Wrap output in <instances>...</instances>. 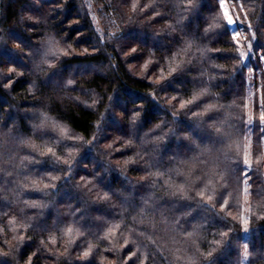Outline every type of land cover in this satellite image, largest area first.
<instances>
[{
  "label": "trees",
  "instance_id": "obj_1",
  "mask_svg": "<svg viewBox=\"0 0 264 264\" xmlns=\"http://www.w3.org/2000/svg\"><path fill=\"white\" fill-rule=\"evenodd\" d=\"M95 1L119 32L86 0H0V264H264V0H235L247 58L219 0Z\"/></svg>",
  "mask_w": 264,
  "mask_h": 264
},
{
  "label": "rangeland",
  "instance_id": "obj_2",
  "mask_svg": "<svg viewBox=\"0 0 264 264\" xmlns=\"http://www.w3.org/2000/svg\"><path fill=\"white\" fill-rule=\"evenodd\" d=\"M87 1V5L89 8V12L94 20V24L95 27L97 29V31L103 35L104 37H106V35L109 34H115L117 32H119V27H120V19L117 17L116 14H114L112 12V10L110 11V8L108 7V4L105 3H100V2H96L95 0H86ZM108 3H110L108 1ZM219 4L221 6L222 14L224 17V20L227 23V16H231L234 23L229 25L230 29L232 31V35L233 38L235 37V40L237 41V43L239 44V47L242 48V53H244L243 57L247 58V56L250 54L252 55V57H255V53H254V48H253V44L255 43V34L253 33V29L250 25V23H248V18H247V14H246V10L245 7L239 3L236 4L235 0H219ZM249 25V26H248ZM136 51V47H132L131 49H128L124 54V58H128V56H130V54ZM72 52H78V51H72ZM146 61H148L147 59H145ZM143 60L139 63L137 62H132V63H128V67L131 71V73H133L135 76L137 77H146L147 76V63L146 61ZM260 61L263 62L264 58L262 56H260ZM160 74L159 76L162 77L163 79V75L162 73H158ZM248 75H249V79L253 82V87H255L257 94L259 95L260 99L262 100V103L264 102V95H263V90L256 86L257 80L259 81L258 78H256V76L259 75V71H255L254 68L250 67L248 68ZM160 77L156 76L155 74L151 75L149 80L152 82H159L161 81ZM148 78V77H146ZM258 83V82H257ZM32 112V111H30ZM251 115V111H249V114ZM259 117H261V115H259ZM58 132V134H60L61 137L66 138L68 140H77V138H75L71 133L70 130L67 128V126L65 125H61L60 123L55 124L54 126ZM111 137V136H110ZM115 139H111V142H107L105 144H103L104 146L106 145L108 147V145H110L112 142H114ZM33 144H29L30 145H34V142H32ZM105 146V147H106ZM247 160L248 163H250V150H248L247 152ZM128 160H119L116 163L121 164L123 166H125L124 164H126ZM248 203H246V208H245V215L241 214L240 220H241V224H242V228H244V230H247L248 228H250V224L247 222V213L249 212L250 208L247 205ZM7 238V237H6ZM9 239L5 240L4 245L0 246V252L1 253H6L8 254L14 243L16 238L14 239L13 237H8ZM59 240H54V242L50 243L52 244V246H57V243L60 244V241L64 240L61 238H58ZM54 244V245H53ZM127 245L122 246L123 248H125ZM60 247V246H59ZM51 248V247H50ZM54 248V247H53ZM126 255V254H125ZM250 256L247 254V258L248 259ZM244 259H245V254H244ZM245 259V260H246ZM31 258L28 259L27 264H31ZM146 260L145 257L143 255H139L138 251L133 250L132 253H128L123 260V264H145Z\"/></svg>",
  "mask_w": 264,
  "mask_h": 264
},
{
  "label": "snow or ice",
  "instance_id": "obj_3",
  "mask_svg": "<svg viewBox=\"0 0 264 264\" xmlns=\"http://www.w3.org/2000/svg\"><path fill=\"white\" fill-rule=\"evenodd\" d=\"M226 16H227V23L229 25L233 24L234 21H233L232 17L228 16L227 13H226ZM234 39H235V37H234ZM243 55H244V53H241V56H243ZM181 106L183 107V105H181ZM261 119L264 120V115L261 116ZM244 163L247 164V160H245ZM85 255H88V253H85ZM246 258H247V252H245V259Z\"/></svg>",
  "mask_w": 264,
  "mask_h": 264
}]
</instances>
